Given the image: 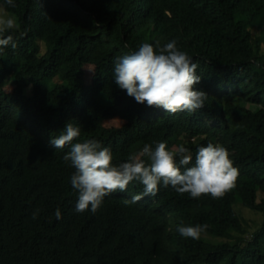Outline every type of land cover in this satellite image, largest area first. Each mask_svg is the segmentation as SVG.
Returning a JSON list of instances; mask_svg holds the SVG:
<instances>
[{
	"label": "trees",
	"instance_id": "16d2710c",
	"mask_svg": "<svg viewBox=\"0 0 264 264\" xmlns=\"http://www.w3.org/2000/svg\"><path fill=\"white\" fill-rule=\"evenodd\" d=\"M14 3L0 0L19 20L17 47L0 51V264H264V220L251 236L216 239L243 231L238 197L264 217V0ZM173 39L207 93L195 113L138 104L113 81L116 58ZM69 122L81 130L73 143L99 141L117 166L144 144L183 145L193 163L200 146L222 145L236 187L222 199H193L161 185L126 204L143 191L133 181L96 213H77L75 169L63 159L70 146L50 144ZM197 224L209 226L208 238L177 231Z\"/></svg>",
	"mask_w": 264,
	"mask_h": 264
},
{
	"label": "clouds",
	"instance_id": "9594fccd",
	"mask_svg": "<svg viewBox=\"0 0 264 264\" xmlns=\"http://www.w3.org/2000/svg\"><path fill=\"white\" fill-rule=\"evenodd\" d=\"M4 3L16 7L14 0H4ZM18 30L15 16L0 8V51L9 46L13 49L17 47L11 33ZM156 45L158 51L157 47L145 42L130 54L116 58L114 83L138 104L146 103L148 107L163 109L168 114L195 113L202 109L207 93L195 87L201 82L196 73L198 65L177 47L175 39L162 47L159 41ZM80 134V128L69 122L61 135L50 140L55 149L70 146L63 159L70 161L75 169L70 182L78 193L77 213L87 210L96 213L106 196L117 191L126 192L133 181L139 182L143 191L130 200L126 199V204L156 196L161 185L193 199L202 196L222 199L236 187L238 169L233 166L228 149L222 145L210 142L207 146H200L193 163L189 149L183 145L169 150L164 142L157 143L155 149L150 144H144L141 150L131 153L126 162L117 166L112 163L111 149L102 146L99 141L87 139L73 143ZM38 213L39 210L34 212L32 219H36ZM55 216L58 220L62 218L59 208L55 210ZM208 227L207 224L181 225L177 231L184 238L199 240Z\"/></svg>",
	"mask_w": 264,
	"mask_h": 264
},
{
	"label": "rangeland",
	"instance_id": "374dc122",
	"mask_svg": "<svg viewBox=\"0 0 264 264\" xmlns=\"http://www.w3.org/2000/svg\"><path fill=\"white\" fill-rule=\"evenodd\" d=\"M0 8H2V10L4 12H6L8 15H13L10 12H7L1 5ZM15 16V15H14ZM16 18V17H15ZM17 23L19 24V20L16 18ZM6 89L10 90L14 87V83L13 82H8L5 85ZM235 208L236 210H238L240 212V214L243 216V222H244V227H243V231L242 230H237V229H232L231 230V234L233 235L231 238L228 237H217L216 239L219 241H228L230 240V242H234L236 241V236H241V235H247V236H251V234L258 229L263 220V214L260 212H257L253 209L247 208L245 207L242 203L240 198L238 197L237 202L235 203ZM207 235L203 234V237H206ZM210 237V236H209ZM208 238V236H207Z\"/></svg>",
	"mask_w": 264,
	"mask_h": 264
}]
</instances>
